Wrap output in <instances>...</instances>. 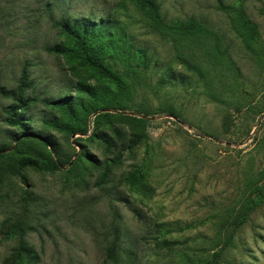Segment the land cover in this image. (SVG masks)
<instances>
[{
    "label": "rangeland",
    "instance_id": "1",
    "mask_svg": "<svg viewBox=\"0 0 264 264\" xmlns=\"http://www.w3.org/2000/svg\"><path fill=\"white\" fill-rule=\"evenodd\" d=\"M222 1L240 3L264 41V0ZM158 2L166 20L194 17L216 33L218 44L208 39L206 50L222 49L230 63L208 68L206 53L201 60L227 101L205 93L203 80L177 55L191 61L190 49L176 50L134 0H0V86L15 87L25 68L30 84L23 96L32 98L20 134L5 121L12 101L0 94L6 146L0 150V264L18 241L9 230L17 221L39 255L32 264H189L215 252L214 264H264V196L239 225L233 220L248 193L246 178L264 167V67L243 49L216 0ZM61 16L88 17L123 32L150 58L146 67L132 60L133 73L116 61L129 84L124 110L90 113L83 131L52 127L62 112L47 101L68 95L86 104L89 95L75 83H110L48 49L64 42L53 23ZM48 150L71 160L51 171L18 165L19 158L39 159ZM78 151L88 157L74 163ZM137 170L141 180H129ZM113 224L116 262L105 254Z\"/></svg>",
    "mask_w": 264,
    "mask_h": 264
},
{
    "label": "trees",
    "instance_id": "2",
    "mask_svg": "<svg viewBox=\"0 0 264 264\" xmlns=\"http://www.w3.org/2000/svg\"><path fill=\"white\" fill-rule=\"evenodd\" d=\"M134 2L138 10L146 17L155 30L162 35L171 37L176 50H179L180 47L190 49L191 61L186 59L183 52L182 54L177 53V55L179 59H182V64L191 74H195L199 80H203L205 93L216 101H227L226 97H224L225 95L222 96L221 91L216 90L212 80L208 78L210 63L219 65L230 63L225 51L222 49H214L212 54L210 53L211 50H206L205 42L208 39L213 41V45L215 44L216 46L218 44L219 39L213 29L194 17H188L185 20H166L160 10L158 0H134ZM216 6L229 18L230 27L240 39L243 49L253 56L260 68H263L264 41L256 24L246 15L242 5L238 2L225 4L222 0H216ZM53 23L63 35L64 42L62 44H54L48 49L93 70L110 84L93 87L92 85H84L80 81L75 83V90H82L89 95L90 100L86 104L80 103L68 95L47 101L62 112V118L51 120L50 125L64 132L83 131L86 129L87 117L90 113H95L99 109L108 107L121 110L120 113H122L124 110L122 101L126 98L129 91V84L124 77L125 72H129V70L132 73L136 72L134 65H132V60L142 67L148 65L150 58L146 54L145 49L133 47L129 41L125 40L123 32L112 31L106 26L104 27L103 23H94L88 17L70 18L61 16L56 20L54 19ZM196 50L200 52L201 57L193 56ZM205 53L208 55V68L207 65L205 66V62L201 60ZM117 60H123L122 71L125 72L117 69ZM228 69L236 73V69H232L231 65ZM174 75L172 74L171 78ZM29 84L30 81L27 79L26 69L23 68L15 87L5 89L0 86V94L10 98L12 101L6 109L5 121L10 125L17 126L20 134H24L27 131L24 125L26 124V118H23L22 114L27 110L28 104L32 100L30 97L23 96ZM263 111L261 110V112ZM105 114L108 113H103V115ZM51 143L53 144L52 141ZM5 147L0 144V150ZM53 151L55 154L57 153V149L54 147ZM87 157L88 155L85 151H78L73 162L75 163L79 159L84 160ZM70 160L71 157L63 160L54 158L51 151L48 150L46 156H41L39 159L29 156L19 158L18 165L33 166L40 170L51 171L61 169ZM142 176V173L137 170L131 173L128 179L140 181ZM242 188H244L243 190L247 189L248 193L246 198L240 202V206L237 209L239 213L233 215L235 225H239L246 215V210L251 209L264 196V167L255 175L247 177ZM9 230L18 234L19 237L15 245L11 247L8 254L3 258L1 264H32L37 262L39 255L23 239L24 231L23 227H21V222L12 223ZM111 231L113 240L107 244L105 254L107 259L116 262L118 261V244L116 241L119 235L118 226L113 224ZM215 256H217L216 252L208 261L190 262L189 264H214Z\"/></svg>",
    "mask_w": 264,
    "mask_h": 264
},
{
    "label": "water",
    "instance_id": "3",
    "mask_svg": "<svg viewBox=\"0 0 264 264\" xmlns=\"http://www.w3.org/2000/svg\"><path fill=\"white\" fill-rule=\"evenodd\" d=\"M166 116H169V117L179 121L180 123H184L183 121H180L177 116H174L173 114H166ZM261 117H264V114ZM149 118H153V117H149ZM224 143L227 144V145L231 144L230 142H227V141L224 142Z\"/></svg>",
    "mask_w": 264,
    "mask_h": 264
}]
</instances>
